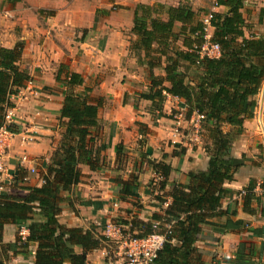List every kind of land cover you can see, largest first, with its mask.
Segmentation results:
<instances>
[{
  "label": "crops",
  "instance_id": "1",
  "mask_svg": "<svg viewBox=\"0 0 264 264\" xmlns=\"http://www.w3.org/2000/svg\"><path fill=\"white\" fill-rule=\"evenodd\" d=\"M178 1L0 0V47L13 48L22 43L20 66L31 76L10 109L19 132L10 141L5 157L9 176L5 192L22 196L26 193L24 187L44 183L62 138L59 116L64 86L56 80L62 65L82 75L84 83L78 89H90L91 103L101 102L93 143L106 147L101 151L99 169L80 165L83 176L61 203L58 221L62 225L105 234L107 224L127 229L122 221H150L171 203L169 192L174 183L185 185L188 173L207 169V133L184 117L179 121L180 135L175 134L177 115L185 116L186 112L180 98L167 96L163 116L152 114L151 102L139 97L148 88L145 67L128 49L130 41L136 40L132 27L137 4L176 6ZM251 4L260 8V14H249ZM48 11L54 14L48 15ZM214 12L224 13L225 8L217 6ZM241 12L246 36L264 34V0H245ZM179 27L180 23H176L174 30L177 32ZM212 32L210 28L208 34L212 36ZM252 99L256 102L254 115L243 122L241 133L230 145V155L240 166L233 180L224 183L228 193L221 201V209L228 214L212 219L217 226H203L196 242L202 264H264V81ZM223 131L235 134L236 128L225 125ZM161 161L171 167L162 188L163 180L152 167L153 162ZM134 175L137 186L133 194L122 198L118 181ZM250 180L257 184L254 192L258 199L251 203L253 212L243 208L241 194ZM156 197L165 199L166 204ZM22 229L10 225L2 231V264H34L35 246L30 247L28 255L14 254L4 246L22 236ZM27 235L25 230L24 238ZM87 260L89 264H120L122 257L115 247H103L89 252Z\"/></svg>",
  "mask_w": 264,
  "mask_h": 264
},
{
  "label": "trees",
  "instance_id": "2",
  "mask_svg": "<svg viewBox=\"0 0 264 264\" xmlns=\"http://www.w3.org/2000/svg\"><path fill=\"white\" fill-rule=\"evenodd\" d=\"M16 3L20 0H3ZM190 0H179L178 5L154 3L137 4L133 11L132 33L136 40L130 41L129 50L139 65L146 70L148 88L139 97L151 102V111L163 116L167 96L184 101L187 119L193 113L202 115L201 129L210 140L205 145L209 154L204 171L187 174V184H173L169 197L171 203L163 213L154 214L150 221L135 218L121 222L128 226L131 237L142 238L155 230L153 221L160 222L159 232L170 225L162 248L151 264H202V254L196 242L203 226H217L213 218L227 215L221 209V201L228 191L224 183L232 181L240 163L230 155L234 136L241 133L243 122L252 118L256 102L252 99L264 81V34L245 35V19L241 10L245 0H215L224 13L213 12L210 26L211 41L219 44L220 56L200 57L204 42V29L198 11ZM48 15L54 11H48ZM180 23L179 30H174ZM180 41V45L178 42ZM22 43L13 48L0 47V127L6 126L18 133L15 124L6 123V113L14 107L16 96L31 76L20 66ZM160 69L162 74L154 70ZM64 73V77H62ZM56 80L64 86V100L59 120L63 127L61 144L52 155L43 177L44 183L36 187H24L22 196L5 191L0 194V242L1 233L7 226L25 227L28 235L17 236L6 248L14 254L28 255L34 248V264H89L87 254L96 249L117 248V242L95 229L83 230L67 227L58 221L65 194L80 182L83 174L80 165L91 170L100 168L101 151L105 145L95 146L93 131L98 130V108L89 101L88 87L81 74L60 66ZM236 128V133L223 131V126ZM121 145L117 154L120 155ZM152 167L161 178L164 187L171 167L165 162H153ZM120 194L132 195L137 177L119 180ZM164 183V184H163ZM256 182L250 180L243 189V208L249 212L253 199H258L254 189ZM163 203L165 199L156 197ZM264 214V208L262 209ZM3 247V245H1ZM77 247L81 250L77 251ZM0 255V260H1Z\"/></svg>",
  "mask_w": 264,
  "mask_h": 264
},
{
  "label": "built area",
  "instance_id": "3",
  "mask_svg": "<svg viewBox=\"0 0 264 264\" xmlns=\"http://www.w3.org/2000/svg\"><path fill=\"white\" fill-rule=\"evenodd\" d=\"M215 7H217L216 3H214L213 8L202 18L205 34L203 36L204 42L201 45L199 51L200 57L206 56L209 58H217L220 56L219 44L211 41V36L208 34V30L211 28L210 19ZM17 96L18 93L16 96L11 97L12 100ZM184 117L185 116L183 113H178L175 126L176 135H180L181 123H179V121L181 119H184ZM202 119L203 116L196 113H193L189 118V120L194 121L192 122V124L200 130ZM6 123L14 124V122L12 121V113L10 109L6 113ZM15 135L16 133L9 130L6 126L0 127V194L4 191L5 180L9 177L6 170L5 157L7 155V150L9 149L10 141ZM164 204H166V202H164ZM165 225L166 229L163 233H161L159 232L160 222L153 221L152 227L155 230L153 233L142 238H134L131 237L129 233L123 232V230L128 231V227H126L127 229H123L120 225L107 224L104 227V235L108 238H111L112 240H115L118 243L117 247L119 249V252H121L122 257V262L120 264H151L156 258L157 252L162 248L168 230L170 229L169 224ZM21 228H23L21 233L23 237H21L24 239L25 230L27 229L25 227Z\"/></svg>",
  "mask_w": 264,
  "mask_h": 264
},
{
  "label": "rangeland",
  "instance_id": "4",
  "mask_svg": "<svg viewBox=\"0 0 264 264\" xmlns=\"http://www.w3.org/2000/svg\"><path fill=\"white\" fill-rule=\"evenodd\" d=\"M189 2L191 4V6L194 7L196 11H198L199 18L202 19L203 16L213 8L215 0H190ZM251 5L253 6V8L252 7L249 8V14H251V11H256V13L260 14V10H259L260 8H258V6L256 4H251ZM261 14H262V12H261ZM159 71H161V70L160 69L154 70V72H159ZM117 246H118V244H117ZM116 249H118V247ZM118 251H119V249H118Z\"/></svg>",
  "mask_w": 264,
  "mask_h": 264
},
{
  "label": "water",
  "instance_id": "5",
  "mask_svg": "<svg viewBox=\"0 0 264 264\" xmlns=\"http://www.w3.org/2000/svg\"><path fill=\"white\" fill-rule=\"evenodd\" d=\"M150 152H151V149H150V148H148V149H147V153H148V154H150ZM0 264H2V262H1V261H0Z\"/></svg>",
  "mask_w": 264,
  "mask_h": 264
}]
</instances>
